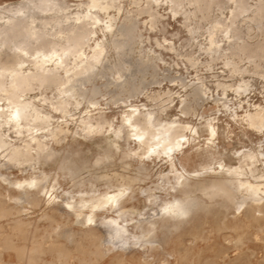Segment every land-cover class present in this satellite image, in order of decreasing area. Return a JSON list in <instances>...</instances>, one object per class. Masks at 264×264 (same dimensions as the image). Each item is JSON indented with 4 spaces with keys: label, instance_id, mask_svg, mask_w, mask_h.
<instances>
[{
    "label": "bare ground",
    "instance_id": "6f19581e",
    "mask_svg": "<svg viewBox=\"0 0 264 264\" xmlns=\"http://www.w3.org/2000/svg\"><path fill=\"white\" fill-rule=\"evenodd\" d=\"M225 1L234 6L219 21ZM161 10L182 20L191 52L152 38L165 31ZM254 27L261 40L249 47ZM168 54L196 72L220 61L241 80L234 87L213 74L223 99L198 73L145 93L168 79L160 72L179 68ZM262 62L264 0H29L1 9L0 264H264V146L226 163L220 118L204 106L211 99L245 134L264 137V106L239 113L227 97L232 90L241 105L252 87L243 75L264 80ZM44 166L77 190L59 192V174Z\"/></svg>",
    "mask_w": 264,
    "mask_h": 264
},
{
    "label": "rangeland",
    "instance_id": "374dc122",
    "mask_svg": "<svg viewBox=\"0 0 264 264\" xmlns=\"http://www.w3.org/2000/svg\"><path fill=\"white\" fill-rule=\"evenodd\" d=\"M27 1H29V0H0V10L3 9V8H7V7L21 6ZM74 3L75 2H72V3L70 2V5H73ZM250 3L253 4L254 1H253V3H252V1H250ZM232 4H233V2H231V1H229L227 3L225 1L224 5H223V12L221 14L222 16H220L219 19H218L219 21H225L227 19L226 17L230 13L229 9L234 6V4L233 5ZM161 11L160 12L165 15V18L163 20L164 30L165 31L152 33L151 34L152 38L153 37H157L160 40V42H162L161 40L164 37V38L174 42L175 46L181 52H187V51H188V53L191 52L190 51V47H189V41H187L190 38V36H188L189 35V34H187L188 32L186 33L185 28L182 27V25H181L182 20L181 19H177L176 20V18H172L171 14H170V12L168 10H167V12H165L166 10L165 11L161 10ZM202 26H204V28H205L206 25L202 23ZM159 29H162V27L159 26ZM203 31L204 30H201V33H203ZM254 33L255 34L257 33L255 27H254V30H252L248 34L249 37L248 36L246 37V43H247V45L249 47L250 46H254L255 42H258V41L261 40V39L257 40L255 38H253V36L255 35ZM171 34H172V36H171ZM161 36H162V38H161ZM187 36L189 37L188 39H187ZM248 39H250V40H248ZM178 41H179V43H178ZM251 43L253 45H251ZM183 45H185V46H183ZM195 51H196L195 52V57H197L198 56L197 55L198 52H197V50H195ZM165 58L171 64H173L172 63L173 61H177L178 64H179L180 70H179V68H177L175 70L171 69V70H169L166 73L160 72L161 73L160 74L161 77L164 76L165 78L167 77L168 79H165V81L161 84V86L153 85V86L149 87V89L147 91H145V93L151 94L154 91H156L157 89L162 88V87H164L166 85L171 86V85L175 84L174 79H176L177 77H178V79L184 80V82H189L190 79H194L195 75L198 73L199 76L203 75L202 77H204L206 79L205 80L206 83L208 82V86H209V88L212 91L213 98H215V99H223V98H225V96L221 95V90L216 88V86H215L216 79L212 78L213 74L217 73L219 75V77H218L219 81L231 83V84L234 85V87L238 86L239 85V80H241V76L234 75L235 77L233 76V78H231L230 75L227 72V69H225L224 67H222V69H221V66H223V65H222V63L220 61H217V62L213 63L212 64L213 66L211 65L212 66V70H208V72L206 71L208 69L207 67L205 69H202L204 67H199L197 72H196L195 69L191 68L188 65V63L185 62L184 59H176L175 56L172 55V54H168ZM201 59L204 60V56H202ZM179 60L181 61V63H180ZM247 62H248V60L245 61V59H244V61L239 64V67L242 68L245 65H248ZM181 64L183 66L187 67V70L185 68H183V66ZM262 67L264 69V62H262ZM183 69L185 71H183ZM263 69H262V71H264ZM177 70H179L180 72H178ZM221 70H223V72ZM209 72H210V74H209ZM220 76L222 78H220ZM228 77H229V79H228ZM243 78L245 80L248 79L247 82L252 87L250 88V90L248 92H245L244 95L242 94L241 99H242L243 103L241 105H238V101H239L240 98H238L236 96V94L233 93L232 90H230V89L227 90L228 99L232 101L231 102L232 104H235L234 108L239 113H241V111L243 109H245V110L246 109H252V105L253 104H260V105L264 106V88H263L264 87V84H263L264 80H263V78L261 76L257 75V74H253L252 75V71L249 72V74H247V73L244 74ZM260 83H262L263 85L260 84ZM176 89H178V88L175 87V90ZM38 93H40V92L35 90L33 93H31V96H37V95H39ZM54 93H55L54 90H47V92H46V94L48 96L49 95L51 96ZM141 98H142V96H141ZM244 99H246V100H244ZM247 103H248V105H247ZM204 106H205V110H206L205 116H211V117L215 116V117H219L220 118V121L218 122V127H219V130H218V133H219V147H220V150L222 152H223V148L226 149V152H225L224 157H223L224 161L226 163H228V164H235L236 163V160H235V157H234V153H235L236 150H240V149L243 150V149H248L250 147H256L257 148L258 146H264V137L261 136V134L253 133V132H248V133L245 134L242 131V129H240L237 125H235V123L233 122L232 118L228 117L229 112H225L223 108L217 107L212 102L211 99ZM216 108H219L220 111L217 112ZM110 111L111 110H107V112H109V113H110ZM112 111L115 112L117 110L114 109V107H112ZM199 113H201V110H200ZM192 120H193V122L198 123V121H200V117L199 116H193ZM227 122L229 124L228 126L226 125ZM228 128H230V130H232V133L228 135L229 138L227 139L225 131H227ZM89 148L90 149H87V148L84 149L85 153H84L83 158L87 159L89 162L92 163L93 162V157L92 156H93V154L95 152V149L91 148V147H89ZM88 150H90V151H88ZM43 169H45L51 175H54L55 173L59 174L58 180H59V183L61 184V189L59 190V192H61L62 189L64 191H66V192H75L77 190L76 188L72 187L73 185L70 182V180L67 177H64L62 175V173L59 172V170L55 166H44ZM13 173H14V175H18L19 174L16 170H13ZM153 174H155V171L153 172ZM86 175H87L86 171H84L83 176L85 177ZM152 177L153 178H151L150 181H155L156 180V176H152ZM150 181L148 180L145 183H141V187L151 186ZM98 188L99 189H103L102 186H98Z\"/></svg>",
    "mask_w": 264,
    "mask_h": 264
},
{
    "label": "snow or ice",
    "instance_id": "6c2138e0",
    "mask_svg": "<svg viewBox=\"0 0 264 264\" xmlns=\"http://www.w3.org/2000/svg\"><path fill=\"white\" fill-rule=\"evenodd\" d=\"M215 135V133L213 132V136ZM92 221H91V219L89 220V223H91Z\"/></svg>",
    "mask_w": 264,
    "mask_h": 264
}]
</instances>
